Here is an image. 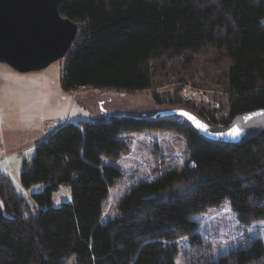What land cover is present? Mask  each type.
<instances>
[{
  "label": "trees",
  "instance_id": "16d2710c",
  "mask_svg": "<svg viewBox=\"0 0 264 264\" xmlns=\"http://www.w3.org/2000/svg\"><path fill=\"white\" fill-rule=\"evenodd\" d=\"M60 12L81 25L65 58L63 86L128 91L152 86L156 71L171 62L191 63L217 48L224 70L229 110L210 123L264 108V0H61ZM170 129L186 139L189 159L180 170L133 187L119 214L102 221L103 203L122 172L115 160L128 151L125 132ZM32 193V212L11 179L0 172V264H177V239L200 241L194 215L229 200L238 220H264V135L243 143L208 139L186 120L108 114L66 121L35 145L21 169ZM69 184L72 200L52 205V194ZM178 184L191 187L182 192ZM29 209V210H28ZM206 264H264L257 237Z\"/></svg>",
  "mask_w": 264,
  "mask_h": 264
},
{
  "label": "rangeland",
  "instance_id": "374dc122",
  "mask_svg": "<svg viewBox=\"0 0 264 264\" xmlns=\"http://www.w3.org/2000/svg\"><path fill=\"white\" fill-rule=\"evenodd\" d=\"M218 51L212 47L208 52L198 53L190 64L181 60L171 62L168 68L156 71L151 87L139 91L105 87L66 89L63 86L65 58L28 72L0 62V167L5 168L17 193L35 212L37 205L32 193L42 190L45 184L38 182L24 187L22 162L30 161L35 145L66 121L108 114L153 117L160 110L173 108L187 109L201 118V110L214 111L216 118L226 116L229 105L224 70L228 63ZM170 118L181 119L179 115ZM121 138L126 140L128 151L115 160L103 158V163L122 172L103 203L104 223L119 214L118 204L133 187L170 170H180L189 159L186 139L170 129L125 132ZM190 187L178 184L174 190L182 192ZM71 200L69 184L60 185L52 194V205L56 207ZM0 209L7 213L1 192ZM193 218L198 223L195 232L200 241L191 242L189 235L178 238L177 264H206L231 250L246 247L257 237L264 241V233L248 231L253 224L264 220L249 225L241 223L229 200ZM76 258L73 254L66 261L73 264Z\"/></svg>",
  "mask_w": 264,
  "mask_h": 264
},
{
  "label": "water",
  "instance_id": "95a60500",
  "mask_svg": "<svg viewBox=\"0 0 264 264\" xmlns=\"http://www.w3.org/2000/svg\"><path fill=\"white\" fill-rule=\"evenodd\" d=\"M60 2L0 0V62L28 72L66 58L78 40L81 25L60 12ZM176 115L212 140L239 144L264 135V108L239 113L224 124L209 123L183 108L160 110L153 117ZM199 125L206 126V130ZM234 126L241 129L236 138L229 135Z\"/></svg>",
  "mask_w": 264,
  "mask_h": 264
},
{
  "label": "snow or ice",
  "instance_id": "6c2138e0",
  "mask_svg": "<svg viewBox=\"0 0 264 264\" xmlns=\"http://www.w3.org/2000/svg\"><path fill=\"white\" fill-rule=\"evenodd\" d=\"M187 115V114H185ZM201 128H204L206 130V126L204 125H199ZM241 129L239 127H233L232 130H230L229 135L232 136L233 138H236L240 135ZM239 221H237L238 223ZM249 232H255V231H260L264 233V221H259L256 224H253L251 227L248 228Z\"/></svg>",
  "mask_w": 264,
  "mask_h": 264
},
{
  "label": "crops",
  "instance_id": "0c3cea01",
  "mask_svg": "<svg viewBox=\"0 0 264 264\" xmlns=\"http://www.w3.org/2000/svg\"><path fill=\"white\" fill-rule=\"evenodd\" d=\"M3 168V169H2ZM0 167V172H2V173H5L6 175H8L6 172H5V168L4 167Z\"/></svg>",
  "mask_w": 264,
  "mask_h": 264
}]
</instances>
